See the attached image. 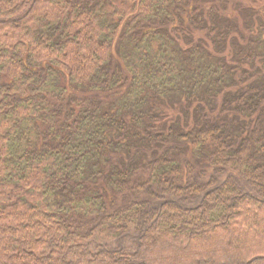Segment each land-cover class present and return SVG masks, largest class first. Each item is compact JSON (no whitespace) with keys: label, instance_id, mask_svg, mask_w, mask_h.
<instances>
[{"label":"trees","instance_id":"trees-1","mask_svg":"<svg viewBox=\"0 0 264 264\" xmlns=\"http://www.w3.org/2000/svg\"><path fill=\"white\" fill-rule=\"evenodd\" d=\"M241 2L0 0V264H264Z\"/></svg>","mask_w":264,"mask_h":264},{"label":"rangeland","instance_id":"rangeland-1","mask_svg":"<svg viewBox=\"0 0 264 264\" xmlns=\"http://www.w3.org/2000/svg\"><path fill=\"white\" fill-rule=\"evenodd\" d=\"M240 3L241 0H238ZM249 2H252L254 4V7H257L259 9H262L264 11V0H247ZM233 2V1H232ZM239 13V11L233 10V15H237ZM240 19V18H238Z\"/></svg>","mask_w":264,"mask_h":264}]
</instances>
